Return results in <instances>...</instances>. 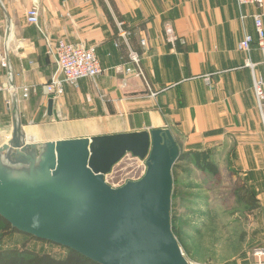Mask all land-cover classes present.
I'll list each match as a JSON object with an SVG mask.
<instances>
[{
  "label": "crops",
  "instance_id": "0c3cea01",
  "mask_svg": "<svg viewBox=\"0 0 264 264\" xmlns=\"http://www.w3.org/2000/svg\"><path fill=\"white\" fill-rule=\"evenodd\" d=\"M34 4L37 25L27 20ZM257 14L264 24V5L236 0H0V49L10 64L0 70V148L15 121L30 144L171 126L186 150L231 140L232 163L251 195L249 247H264V126L254 95L264 53ZM245 35L254 38L250 53L238 50ZM58 40L95 49L103 73L78 87L65 85L50 117L45 84L56 63L48 50ZM130 52L139 56L143 76ZM25 86L32 88L27 99Z\"/></svg>",
  "mask_w": 264,
  "mask_h": 264
},
{
  "label": "water",
  "instance_id": "95a60500",
  "mask_svg": "<svg viewBox=\"0 0 264 264\" xmlns=\"http://www.w3.org/2000/svg\"><path fill=\"white\" fill-rule=\"evenodd\" d=\"M53 107L50 99V117ZM185 151L175 126L30 144L15 121L0 148V217L97 264H190L172 224L173 171ZM128 154L145 174L114 188L106 176Z\"/></svg>",
  "mask_w": 264,
  "mask_h": 264
},
{
  "label": "rangeland",
  "instance_id": "374dc122",
  "mask_svg": "<svg viewBox=\"0 0 264 264\" xmlns=\"http://www.w3.org/2000/svg\"><path fill=\"white\" fill-rule=\"evenodd\" d=\"M4 69L0 63V70ZM3 89L0 87V92ZM201 146L211 152V160L220 175L214 177L193 163L179 165L174 181L176 197L172 203L175 234L190 264H249L255 248L249 247L251 224L247 219L246 205L238 203L235 195L243 183L232 163L234 142L227 140L219 145ZM145 171L144 161L128 154L106 176V182L118 188L128 181L139 180ZM1 238L3 246L9 248L26 246L55 258H65L68 254L63 247L9 230Z\"/></svg>",
  "mask_w": 264,
  "mask_h": 264
},
{
  "label": "built area",
  "instance_id": "2783aa9c",
  "mask_svg": "<svg viewBox=\"0 0 264 264\" xmlns=\"http://www.w3.org/2000/svg\"><path fill=\"white\" fill-rule=\"evenodd\" d=\"M63 4H67L72 0H59ZM239 6H256L262 8L264 0H236ZM40 10L38 4H34L27 15L28 23L37 25L39 22ZM256 34L258 37V45L264 53V24L262 15L257 14L253 16ZM120 25V35L127 40L128 33L123 31ZM254 38L251 35L245 37L238 44V50L244 53L251 52V46ZM48 54L54 57L56 63V71L50 80L45 84L46 94L53 100H58L64 95L65 85L78 87V83L84 79H96L102 73L100 61L95 49L87 48L81 44H70L63 40H58L53 47H50ZM130 60L137 67L139 75L143 76L140 67V58L134 53H129ZM0 63L6 70H10L8 55L6 51L0 52ZM264 65V64H263ZM247 66L253 69L255 66L248 62ZM132 72L131 69L127 70ZM13 78L12 75L10 79ZM32 88L25 86L22 88L25 99L29 98ZM254 95L257 106L260 112L262 124L264 126V78L256 79L254 81ZM249 264H264V247L255 248L251 253Z\"/></svg>",
  "mask_w": 264,
  "mask_h": 264
},
{
  "label": "trees",
  "instance_id": "16d2710c",
  "mask_svg": "<svg viewBox=\"0 0 264 264\" xmlns=\"http://www.w3.org/2000/svg\"><path fill=\"white\" fill-rule=\"evenodd\" d=\"M178 164L175 165L173 175H174V181L176 180V171L179 165L181 163H193L196 168L207 171L214 177H219L220 171L217 167V165L214 164V162L211 160V152L209 150L206 151H196V150H188L185 151V153L180 157ZM244 191L246 193L245 195L241 192ZM235 195L237 197L238 203H244L245 205L247 203H250L251 195L250 192L242 186V189L239 188L236 190ZM176 197V192L174 190L173 198ZM254 207V206H253ZM173 222V218H172ZM11 231L13 233H19L25 236H28L30 238H33L29 235L23 234L18 232L17 230L13 229L12 226L5 221L3 218L0 217V264H97L86 257L78 254L77 252H74L70 249L68 250V254L65 258H55L47 253H38L34 250H31L27 248L26 246H23V248L18 249L16 247L9 248L3 246L1 242L2 235L6 233V231ZM174 231V227H173ZM175 233V231H174ZM177 237V234H175ZM4 237V236H3ZM35 240H38L36 238H33ZM41 241V240H39ZM45 242V241H42ZM48 243V242H45ZM52 244V243H50Z\"/></svg>",
  "mask_w": 264,
  "mask_h": 264
}]
</instances>
